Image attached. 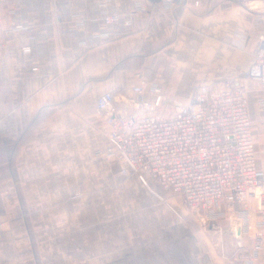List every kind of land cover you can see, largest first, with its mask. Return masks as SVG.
Listing matches in <instances>:
<instances>
[{
    "label": "crops",
    "instance_id": "1",
    "mask_svg": "<svg viewBox=\"0 0 264 264\" xmlns=\"http://www.w3.org/2000/svg\"><path fill=\"white\" fill-rule=\"evenodd\" d=\"M263 39L264 0H0L1 151L23 185L0 197L10 214L0 238L12 240H0V264L233 262L236 235L252 245L257 206L249 231L241 204L207 225L161 185L154 194L117 176L126 165L106 153L96 102L157 84L187 105L200 86L240 78L258 119L260 83L243 74Z\"/></svg>",
    "mask_w": 264,
    "mask_h": 264
},
{
    "label": "built area",
    "instance_id": "2",
    "mask_svg": "<svg viewBox=\"0 0 264 264\" xmlns=\"http://www.w3.org/2000/svg\"><path fill=\"white\" fill-rule=\"evenodd\" d=\"M138 8L144 10L141 4ZM104 19L111 23L119 17L105 13ZM243 76L260 83L255 106L257 123L264 129V39ZM96 110L103 120L104 127L97 130L106 139L107 155L124 163L152 193L156 194L150 186L154 182L179 197L205 224L217 223L223 215L221 207L232 210L241 204L242 228L249 231L250 200L259 199L252 245L246 247L236 235L240 244L229 264L260 260L264 170L258 166L255 120L240 78L225 81L222 90L200 86L187 105L171 102L157 84H141L119 95L102 94Z\"/></svg>",
    "mask_w": 264,
    "mask_h": 264
},
{
    "label": "rangeland",
    "instance_id": "3",
    "mask_svg": "<svg viewBox=\"0 0 264 264\" xmlns=\"http://www.w3.org/2000/svg\"><path fill=\"white\" fill-rule=\"evenodd\" d=\"M257 81L254 83V87H258ZM253 95V94H252ZM254 102H250V107H254ZM256 108V107H254ZM257 111L259 112V109L257 108ZM254 120V119H253ZM255 127L261 131L262 139L259 141L261 143L260 150L258 149V140L257 137L255 136V144H256V149H257V157L261 155V151H264V129L263 127L257 123V119H255ZM2 136H0V197H3V194L9 193L12 188L15 190H21L23 189V185L21 184V180L19 178V171L16 168V158L15 157H9L7 155L6 149L4 147V150L1 151L2 149ZM106 140V139H105ZM127 168L124 167V169H120L116 175H120L121 177H127L129 175H136L131 169H125ZM264 170V169H262ZM154 183V182H152ZM152 183L150 184L151 189L155 192L153 189ZM146 187V186H145ZM148 192H151L147 187H146ZM168 193L172 194L171 192L168 191ZM4 200V199H3ZM0 202V225L4 222H6L9 219V212L7 210V206L4 201ZM260 200L259 199H251L250 203L255 204L257 208L260 206ZM264 202V201H263ZM253 206V205H252ZM208 225V224H207ZM1 235V234H0ZM0 240H3L5 242H11V236L10 234H4ZM255 264H262L260 263V260L256 262Z\"/></svg>",
    "mask_w": 264,
    "mask_h": 264
}]
</instances>
